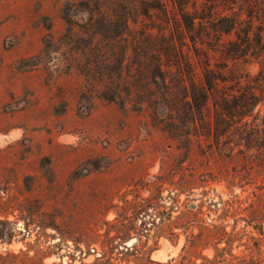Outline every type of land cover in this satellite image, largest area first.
<instances>
[{
    "label": "rangeland",
    "instance_id": "374dc122",
    "mask_svg": "<svg viewBox=\"0 0 264 264\" xmlns=\"http://www.w3.org/2000/svg\"><path fill=\"white\" fill-rule=\"evenodd\" d=\"M249 3L0 0V264H264V0ZM181 75L216 79L206 106Z\"/></svg>",
    "mask_w": 264,
    "mask_h": 264
},
{
    "label": "trees",
    "instance_id": "16d2710c",
    "mask_svg": "<svg viewBox=\"0 0 264 264\" xmlns=\"http://www.w3.org/2000/svg\"><path fill=\"white\" fill-rule=\"evenodd\" d=\"M229 2H234L236 3L238 0H227ZM249 1L252 2V0H245V2H247L248 5H246V9L251 8ZM183 19L185 21L186 26L189 28L190 26H193L195 23V18L196 16L191 15L190 13H183ZM198 16V15H197ZM200 16V15H199ZM225 18L228 17L226 15H223ZM203 17V16H200ZM122 19V18H121ZM237 23V19L235 18H229V23H228V27L230 29L234 28L236 26ZM241 35V33H239ZM249 31H244L243 30V37L245 41H250V35H249ZM257 37L259 39H257V41L260 43L261 39H262V33L261 32H257ZM261 44V43H260ZM241 46H239L240 48ZM242 48V47H241ZM239 50V49H238ZM242 50V49H241ZM181 54H183L181 52ZM177 56V55H176ZM176 58V65L178 66L179 70L182 69L183 67V62L179 60V57H175ZM158 76L163 79V81H165V74L162 73V71L159 70L158 72ZM188 79H185V77L183 75H181V80L183 81V88H184V96H185V101L187 102V104L190 105V107L195 106L198 107L200 105V107L202 106H206L210 93L208 91L213 89L215 87V83H216V79L212 78V77H206L205 81H206V86L202 83L201 85H196L195 82L190 79L189 77H187ZM186 80L188 83H186ZM197 88L199 90H197ZM191 97V100H189L188 97ZM254 97L253 93L250 92H245V94H242V98L241 100L237 101L235 103L234 108H246L249 107L252 104V98ZM214 98V97H213ZM203 100V101H202ZM164 103L166 104V106H168L169 101H164ZM213 103L214 105H218L221 109L224 110H228L229 108L232 107V105L229 104L228 100H227V96H221L219 98H214L213 99ZM232 109V108H231ZM251 114V112H250ZM264 124V122H263Z\"/></svg>",
    "mask_w": 264,
    "mask_h": 264
},
{
    "label": "built area",
    "instance_id": "2783aa9c",
    "mask_svg": "<svg viewBox=\"0 0 264 264\" xmlns=\"http://www.w3.org/2000/svg\"><path fill=\"white\" fill-rule=\"evenodd\" d=\"M93 249V248H92Z\"/></svg>",
    "mask_w": 264,
    "mask_h": 264
}]
</instances>
